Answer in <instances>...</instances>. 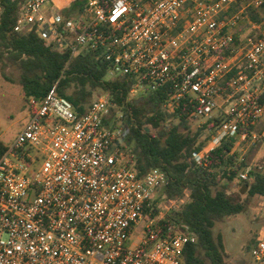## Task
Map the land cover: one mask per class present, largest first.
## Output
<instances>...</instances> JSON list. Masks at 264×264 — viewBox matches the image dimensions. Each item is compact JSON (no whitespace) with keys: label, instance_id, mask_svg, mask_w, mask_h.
<instances>
[{"label":"built area","instance_id":"obj_1","mask_svg":"<svg viewBox=\"0 0 264 264\" xmlns=\"http://www.w3.org/2000/svg\"><path fill=\"white\" fill-rule=\"evenodd\" d=\"M17 1L15 33L37 32L71 59L96 53L107 79H133L129 100L164 90L165 113L206 125L197 166L223 141L232 153L264 150V31L250 16L264 0ZM27 106L0 158V264H186L185 246L198 237L152 216L167 174L138 173L124 113L107 95L79 114L55 84ZM235 159L240 181L264 176V161ZM250 254L249 264H264V238Z\"/></svg>","mask_w":264,"mask_h":264},{"label":"trees","instance_id":"obj_2","mask_svg":"<svg viewBox=\"0 0 264 264\" xmlns=\"http://www.w3.org/2000/svg\"><path fill=\"white\" fill-rule=\"evenodd\" d=\"M0 6V63L2 70L14 67L19 71L26 101L45 97L57 84L58 96L84 114L95 92L102 91L124 113V142L134 150L138 173L142 176L152 168H160L167 174L154 200L152 216H162L165 224H186L198 237L197 243L185 246L184 262L230 264L223 238L215 236L214 228L228 217L245 213L255 197H264V176L256 174L249 183L238 179L241 165L235 159L239 153H232V141H223L203 166H197L193 155L206 143L199 140L207 126L194 131L185 118L165 113L164 90L129 100L132 78L107 79V63L96 53L81 51L71 59L70 53L53 51L37 32L15 33L19 2L0 0ZM79 6L74 5L66 14L71 15ZM250 16L262 22L258 13ZM261 98L264 102V94ZM5 150L0 140V158ZM233 184L237 189H232ZM162 201L181 205L178 210H164L158 208Z\"/></svg>","mask_w":264,"mask_h":264},{"label":"rangeland","instance_id":"obj_3","mask_svg":"<svg viewBox=\"0 0 264 264\" xmlns=\"http://www.w3.org/2000/svg\"><path fill=\"white\" fill-rule=\"evenodd\" d=\"M60 0H54L57 5ZM65 1L61 2L65 3ZM262 18V28L264 31V10L259 14ZM248 23L243 22L240 35L246 36L250 33L251 28ZM0 63V140L6 145H10L16 136L26 125L27 118V101L24 97L22 87L19 83L20 73L14 67H6L2 70ZM8 77L9 80L7 78ZM103 95L102 91L94 94L91 102ZM192 129H199L193 125ZM205 133V134H204ZM202 133L200 142H206V132ZM243 152L250 161L260 162L264 160V150L259 148H245ZM239 151V154L241 153ZM232 189H237L236 184ZM181 203L174 204L165 202L164 210H178ZM215 236L221 235L224 241L225 252L230 264H249L251 261V250L255 241L264 238V197H255L245 213L228 217L224 222L218 223L214 228Z\"/></svg>","mask_w":264,"mask_h":264}]
</instances>
